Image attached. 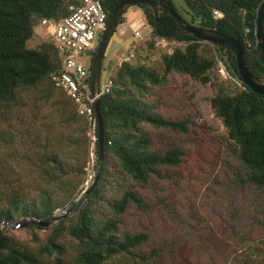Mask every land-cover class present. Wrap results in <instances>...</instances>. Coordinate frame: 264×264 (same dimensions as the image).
Returning <instances> with one entry per match:
<instances>
[{"label": "trees", "instance_id": "trees-1", "mask_svg": "<svg viewBox=\"0 0 264 264\" xmlns=\"http://www.w3.org/2000/svg\"><path fill=\"white\" fill-rule=\"evenodd\" d=\"M78 1L0 0V107L15 104L20 89L34 87L44 79H48L50 85L56 88L50 76L60 68L61 63L54 44L46 39L48 41L43 40L36 47L29 48L26 42L34 35L36 23L41 18L64 17L68 14L69 4ZM100 1L109 17L121 0ZM160 1L191 25L214 29L237 39L242 47L246 68L256 79L264 81V66L255 58V20L262 0H183L188 18L179 12L174 0ZM132 6L141 9L153 33L157 35L152 10L145 6ZM214 9L220 10L222 16L214 17ZM123 13L117 25L124 21ZM158 21L164 32L179 28L175 19L164 11L158 12ZM246 27L249 28L248 33L244 31ZM167 37L188 43L185 47L176 48L170 55H161L164 73L160 77L144 65L123 63L114 74L111 90L99 96L103 157L99 165L96 157L94 165L98 179L78 200L69 198L68 188L74 179L61 189L64 198L68 200L67 208L74 210L73 222L67 225V218H64V214L61 215L45 245L37 251L22 245L6 231H0V264H41L40 256L44 253L54 254L53 264H67L64 259L66 248L60 242L65 233L76 244L75 258L69 264H121L117 261L127 255L131 256L132 264H180L179 250H172L173 246L166 242L150 248L147 253H136V250L150 240L149 233H119L120 217L127 209L132 204L143 206L140 190L131 186L122 188L116 198L107 202L110 216L103 213L106 203L102 200L106 185H111L114 179L120 178L127 184L135 183L141 188L150 182H156L157 178H170L169 174L183 161L186 152L180 146L161 148L157 141L159 134L155 132H186L188 121L164 118L145 99L149 86L164 81L166 74L170 72L184 73L213 86L210 106L221 120L225 140L233 146L234 153L244 168V178H240V182L264 192V94L254 92L243 83L236 59L229 50L214 44L217 50L225 54L226 71L241 85L233 91L227 85L229 82L217 79L214 81L211 73L215 67V59L200 53L202 40L184 34ZM94 54L95 50L91 52L88 65L89 80ZM56 89L72 105L68 118L72 124H79L85 143L88 123L86 118L78 114L74 103L63 90ZM96 136L95 148L98 154L97 129ZM71 141L73 145L79 144L74 136ZM41 144L44 149L49 147L47 141ZM39 159L43 165L51 168L45 169L40 174V179L47 184L60 183L67 163L45 152ZM56 192L57 189L49 188L32 193L17 189L9 192L0 190V223H9L20 213L36 220L51 219L54 209L62 206L52 199ZM28 223L32 227L41 228L38 223ZM189 264L197 263L191 259Z\"/></svg>", "mask_w": 264, "mask_h": 264}, {"label": "rangeland", "instance_id": "rangeland-1", "mask_svg": "<svg viewBox=\"0 0 264 264\" xmlns=\"http://www.w3.org/2000/svg\"><path fill=\"white\" fill-rule=\"evenodd\" d=\"M174 2L188 18L183 0ZM123 17L124 21L116 26L105 48L99 82L106 75L114 77L121 66L118 60L131 46H134V57L128 64L144 65L160 77L164 73L161 60L164 52L154 45L155 34L143 12L131 5ZM37 24L34 35L26 42L29 48L48 39L46 31ZM136 30L143 38L135 36ZM199 51L215 59L211 73L214 81L229 82L231 91L241 87L226 71L225 54L213 43L203 41ZM80 61L89 64L88 57ZM213 93L210 83H201L177 72L167 73L164 81L149 86L145 99L154 111L167 119L186 120L189 126L186 132L156 131L159 146L163 149L180 146L186 155L180 166L169 174L170 178H157L156 182L141 188L135 183L114 179L111 185H106L102 196L106 203L103 213L110 216L107 202L116 198L122 188L131 186L140 190L143 206L132 204L127 209L120 217L119 233L145 231L150 234V240L136 253H147L166 242L173 246L172 250H179L180 264H189L191 259L197 264H264V192L240 182L244 168L233 146L225 140L221 120L210 106ZM65 98L44 79L34 87L20 89L15 104L0 107V190L32 193L57 189L52 199L62 206L53 213L54 216L64 214L68 225L75 215L73 209L67 208L62 186L74 179L68 188L69 198L80 199L94 181L97 152L89 124L84 143L79 124H72L68 118L72 105ZM73 136L79 140L78 145H73ZM43 141L49 143L47 149L43 148ZM43 152L67 163L60 183L47 184L40 179V174L50 168L39 159ZM31 218L20 213L13 221L0 223V231H6L22 245L37 251L47 242L56 221L46 226L40 224L38 228L29 225ZM60 242L66 248L65 262L72 263L75 241L65 233ZM53 258L54 254L44 253L40 256L41 264H53ZM132 261L127 255L117 262L132 264Z\"/></svg>", "mask_w": 264, "mask_h": 264}, {"label": "built area", "instance_id": "built-area-1", "mask_svg": "<svg viewBox=\"0 0 264 264\" xmlns=\"http://www.w3.org/2000/svg\"><path fill=\"white\" fill-rule=\"evenodd\" d=\"M214 17L222 16L220 10H213ZM107 12L100 0H79L68 6V14L64 17L41 18L38 26L43 27L47 38L54 44L59 58L60 68L51 74L50 79L56 88L63 90L74 103L79 115L84 116L91 127L94 141L97 139V119L95 115V99L111 90V75L99 82L97 95L91 94L88 65L80 61L96 50L99 38L107 23ZM245 33L249 28H245ZM135 36L143 38L139 31ZM97 42V44H96ZM153 43L159 50L170 55L176 48L187 45L185 40L171 39L167 36L154 35ZM134 57V46L129 47L118 60L119 66L128 63ZM100 77V76H99Z\"/></svg>", "mask_w": 264, "mask_h": 264}, {"label": "water", "instance_id": "water-1", "mask_svg": "<svg viewBox=\"0 0 264 264\" xmlns=\"http://www.w3.org/2000/svg\"><path fill=\"white\" fill-rule=\"evenodd\" d=\"M131 5L145 6L152 10L153 12V26L156 33L161 36H174V35H191L200 40L211 42L213 44L219 45L227 50H229L236 59V65L238 73L243 81V83L248 86L254 92L264 94V81L256 79L246 68L243 58H242V47L239 41L235 38L227 36L220 33L214 29L202 28L195 25H191L181 18L176 12H174L170 7L165 6L160 0H121L117 6L114 7L110 13L105 29L103 30L91 64L90 71V86L91 94L97 95L99 91V76L101 69V61L104 55L105 48L109 42L112 34L118 23L119 17L122 15L124 10ZM164 11L175 19L178 23L179 28L164 32L161 30L158 21V12ZM255 35H256V49L255 58L256 60L264 66V0L261 1L257 8L256 20H255ZM95 115L97 119V134H98V154H97V164H101L103 157L102 148V138H103V126L99 115V96L95 99L94 104ZM98 173H96L92 185L97 181ZM84 190V194L88 192L91 186ZM60 216H53L48 220H36L30 219V222H35L41 225H48L51 221H57ZM27 221H24L26 223ZM15 225H18L17 223Z\"/></svg>", "mask_w": 264, "mask_h": 264}, {"label": "clouds", "instance_id": "clouds-1", "mask_svg": "<svg viewBox=\"0 0 264 264\" xmlns=\"http://www.w3.org/2000/svg\"><path fill=\"white\" fill-rule=\"evenodd\" d=\"M17 226V225H16Z\"/></svg>", "mask_w": 264, "mask_h": 264}]
</instances>
